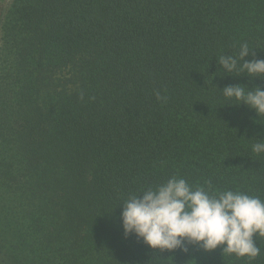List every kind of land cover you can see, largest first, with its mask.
Masks as SVG:
<instances>
[{"label":"trees","instance_id":"1","mask_svg":"<svg viewBox=\"0 0 264 264\" xmlns=\"http://www.w3.org/2000/svg\"><path fill=\"white\" fill-rule=\"evenodd\" d=\"M0 40V264H264L154 252L119 206L173 175L264 198V115L220 90L264 79L217 62L264 60V0H14Z\"/></svg>","mask_w":264,"mask_h":264},{"label":"clouds","instance_id":"2","mask_svg":"<svg viewBox=\"0 0 264 264\" xmlns=\"http://www.w3.org/2000/svg\"><path fill=\"white\" fill-rule=\"evenodd\" d=\"M250 55L253 58L246 59ZM217 62L229 74L239 71L264 79V60L255 58L247 42L240 44L238 52L219 56ZM220 90L230 103L247 105L259 117L264 115V88L237 84ZM155 96L167 101L160 91ZM249 140H255L253 153L264 154V139ZM121 205L125 238L135 235L154 252L188 253L189 246L206 252L221 248L223 258L235 255L249 261L261 254L254 240V236L259 241L264 238V198L259 195L215 188L210 181L193 184L173 175L128 195Z\"/></svg>","mask_w":264,"mask_h":264},{"label":"rangeland","instance_id":"3","mask_svg":"<svg viewBox=\"0 0 264 264\" xmlns=\"http://www.w3.org/2000/svg\"><path fill=\"white\" fill-rule=\"evenodd\" d=\"M13 3L14 0H0V29L4 20L7 18L9 11L12 9Z\"/></svg>","mask_w":264,"mask_h":264}]
</instances>
